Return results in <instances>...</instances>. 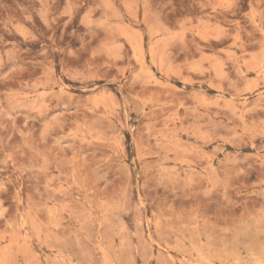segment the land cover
I'll return each mask as SVG.
<instances>
[{
  "label": "rangeland",
  "instance_id": "rangeland-1",
  "mask_svg": "<svg viewBox=\"0 0 264 264\" xmlns=\"http://www.w3.org/2000/svg\"><path fill=\"white\" fill-rule=\"evenodd\" d=\"M0 264H264V0H0Z\"/></svg>",
  "mask_w": 264,
  "mask_h": 264
}]
</instances>
